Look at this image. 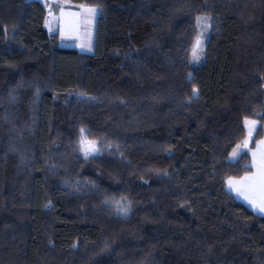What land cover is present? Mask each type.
Listing matches in <instances>:
<instances>
[{
	"label": "trees",
	"instance_id": "trees-1",
	"mask_svg": "<svg viewBox=\"0 0 264 264\" xmlns=\"http://www.w3.org/2000/svg\"><path fill=\"white\" fill-rule=\"evenodd\" d=\"M60 1L97 9L93 52L0 0V264H264V215L227 188L264 135V0Z\"/></svg>",
	"mask_w": 264,
	"mask_h": 264
},
{
	"label": "rangeland",
	"instance_id": "rangeland-1",
	"mask_svg": "<svg viewBox=\"0 0 264 264\" xmlns=\"http://www.w3.org/2000/svg\"><path fill=\"white\" fill-rule=\"evenodd\" d=\"M53 3H61L64 14L59 15V13H53L52 5ZM48 9V17H47V27L50 32L58 33L60 37V44L66 47H75L78 44L76 41H73V38L76 37V31L81 30V32H92L95 33V22L97 19V11L95 13L89 11V9L95 8L91 6H87L85 4H72L69 1H60V0H48L45 4ZM96 9V8H95ZM199 18H203L199 20V35L195 41L194 48L192 51L191 61L193 66H198L202 64L205 60V49L206 42L209 38L210 31V20L207 16H200ZM58 24L60 26V30H54V25ZM56 31V32H55ZM87 36V35H86ZM199 41V45L197 46V42ZM75 45V46H72ZM80 46V51L85 53L93 52L94 46L91 45L90 49H83V46ZM77 48V47H75ZM86 48V47H85ZM79 49V48H77ZM248 121H256L252 119H248ZM258 126V122L256 121L255 126L251 123L246 125V137L245 139L235 146L231 153V158L236 159L242 152L249 149L250 143L254 137ZM255 127V131L251 132L249 135L250 129ZM92 142L86 140V145L91 144ZM95 144V143H94ZM95 148L98 150L97 145L95 144ZM84 151V150H83ZM97 151H90L89 154H95ZM85 153V151H84Z\"/></svg>",
	"mask_w": 264,
	"mask_h": 264
},
{
	"label": "crops",
	"instance_id": "crops-1",
	"mask_svg": "<svg viewBox=\"0 0 264 264\" xmlns=\"http://www.w3.org/2000/svg\"><path fill=\"white\" fill-rule=\"evenodd\" d=\"M52 11L56 14L59 13V15L64 14L61 3H53ZM53 29L59 31L60 26L55 23ZM94 38L95 33L92 34V32H81V30H77L76 37L73 38V41H76L78 45L83 46V49H90L91 45L94 46ZM78 45L72 46H75L80 50L81 48ZM251 165V172H248L241 177L229 178L227 180V188L239 201L244 203L253 211L264 215V211H261V207L264 206V188L254 184L251 180L244 179L245 177L251 178L254 175H257L261 170H264V135L257 142L254 149L251 150ZM229 181L232 182L231 186ZM241 191L244 192L243 195L240 194Z\"/></svg>",
	"mask_w": 264,
	"mask_h": 264
},
{
	"label": "snow or ice",
	"instance_id": "snow-or-ice-1",
	"mask_svg": "<svg viewBox=\"0 0 264 264\" xmlns=\"http://www.w3.org/2000/svg\"><path fill=\"white\" fill-rule=\"evenodd\" d=\"M89 11L95 13L97 11V9L95 8H92V9H89ZM203 18H198V21L201 20ZM199 45V41L197 42V46ZM195 90H194V93L193 95H195ZM83 95V94H81ZM259 115V114H257ZM251 123L253 126H255L256 124V121H248L247 119L245 120V124H249ZM81 135H82V140H81V146H82V150L85 151V155L87 156L89 154L90 151H98L96 148H95V144L94 142H92L91 144H87L86 145V137L83 136L85 130L84 129H81ZM252 131H255V127H253L252 129H250L249 131V135H251V132ZM109 147H111V145H109ZM244 179L246 180H251L254 184H257L259 185L261 188H264V170H261L257 175H254L253 177L249 178V177H245ZM231 181H229V184L231 186ZM241 195L244 194L243 191L240 192ZM116 205H117V211L122 213V214H127L128 212V207H126L125 205L123 204H120L118 201L115 202ZM261 211H264V206L261 207Z\"/></svg>",
	"mask_w": 264,
	"mask_h": 264
},
{
	"label": "built area",
	"instance_id": "built-area-1",
	"mask_svg": "<svg viewBox=\"0 0 264 264\" xmlns=\"http://www.w3.org/2000/svg\"><path fill=\"white\" fill-rule=\"evenodd\" d=\"M31 1H37V2H40L42 4H46L48 2V0H31Z\"/></svg>",
	"mask_w": 264,
	"mask_h": 264
}]
</instances>
